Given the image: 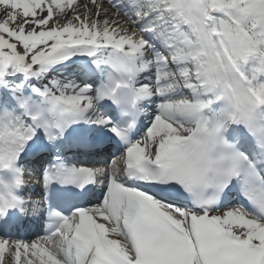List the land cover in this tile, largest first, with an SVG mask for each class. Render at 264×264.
Segmentation results:
<instances>
[{
  "label": "snow or ice",
  "instance_id": "1",
  "mask_svg": "<svg viewBox=\"0 0 264 264\" xmlns=\"http://www.w3.org/2000/svg\"><path fill=\"white\" fill-rule=\"evenodd\" d=\"M0 264H264V0H0Z\"/></svg>",
  "mask_w": 264,
  "mask_h": 264
},
{
  "label": "bare ground",
  "instance_id": "2",
  "mask_svg": "<svg viewBox=\"0 0 264 264\" xmlns=\"http://www.w3.org/2000/svg\"><path fill=\"white\" fill-rule=\"evenodd\" d=\"M35 230H36V229H35ZM36 232H39V231L36 230Z\"/></svg>",
  "mask_w": 264,
  "mask_h": 264
}]
</instances>
